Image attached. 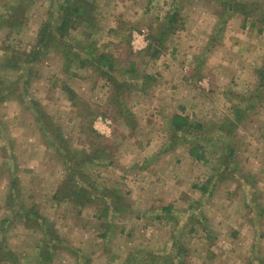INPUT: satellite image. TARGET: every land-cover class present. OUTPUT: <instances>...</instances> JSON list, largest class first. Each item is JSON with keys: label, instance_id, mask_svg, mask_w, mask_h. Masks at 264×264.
Returning <instances> with one entry per match:
<instances>
[{"label": "rangeland", "instance_id": "rangeland-1", "mask_svg": "<svg viewBox=\"0 0 264 264\" xmlns=\"http://www.w3.org/2000/svg\"><path fill=\"white\" fill-rule=\"evenodd\" d=\"M227 1L253 0H0V239L14 254L0 264H264V0L248 19ZM75 8L62 40L34 48ZM167 12L176 30L150 59ZM88 50L114 57L116 82L80 63ZM176 114L201 128L173 133ZM56 134L96 156L78 180L93 201L54 197ZM115 191L128 210L102 215Z\"/></svg>", "mask_w": 264, "mask_h": 264}, {"label": "trees", "instance_id": "trees-1", "mask_svg": "<svg viewBox=\"0 0 264 264\" xmlns=\"http://www.w3.org/2000/svg\"><path fill=\"white\" fill-rule=\"evenodd\" d=\"M258 1L253 0L251 3H248L246 1H243V2L227 1L226 6H230L231 8H236V6H237L238 9L240 8L239 10L241 11L242 15L245 16L246 19H248L250 14H251V16H254V14L256 15V12H257L256 8L258 7V5L259 6L262 5ZM262 7H263V5H262ZM14 9H17V8H14ZM68 9L69 8H63L64 11H66ZM74 10H75L76 15L74 16L73 20L64 16V18L61 21V24L55 25L56 26L55 28L52 27V23H50V22L44 23L38 32V35L36 37L37 40L34 43V44H36L34 46V48L35 47L39 48L41 46H43V47L47 46L48 47L49 44L53 45L54 41L62 40L64 38L62 33H64L66 26L69 25L70 22H71V25L75 26V23H78L79 20L81 19V16H82V13H80L81 10L79 8H75ZM15 14H17V13H15ZM174 14H177V13H174ZM258 16H260V18H261L260 23L264 26V13L260 14ZM11 17H12V20H11V22L8 23L9 27H13V28L20 27L21 23H22L20 16H12L11 15ZM82 20H88L89 22H92L91 18H88V19L84 18ZM165 20H166L165 25L161 26L162 33L160 34L159 41H158V39L156 40V39L152 38V43H150V47L147 49V53H149V51L152 50V52L149 54L150 59H154L158 56V54H160L162 47H164V44H163L164 40L167 39L171 35V32L176 30L175 16L172 15V13L167 12ZM70 41H71V39H70ZM70 41L68 40L67 44H69ZM91 45H93V43ZM69 47H70V45H69ZM41 49L42 48H40L38 50H41ZM88 52H87V54L89 57L86 58L85 60L81 61L80 63H82L83 65L86 63V64H95L96 66H99V71H100L102 76L108 77L107 79L110 80V83L116 82V77L113 75H109L110 72L112 70H114V66H115L114 60H113L114 57L112 55L104 53V52H97V50H94V52H91L90 50H88ZM37 53L38 52L35 51V49H32L28 53H26V52L22 53L21 51H16L15 55L10 54L7 57L10 60L7 63V66H10L9 67L10 69H12V68L17 69L16 66L18 64H22V63L30 64L32 62V60L35 58V56L37 55ZM22 54H23V56H22ZM261 69H263V70H260L258 72L259 78H260L259 84H260V87H264V64L261 67ZM69 93L72 94V91L70 89H69ZM119 106H122V105H119ZM117 111H118L119 115L127 116L125 119L131 118L130 121L135 123V119H134L135 117L130 111H127V110L123 111V110H120V108L117 109ZM170 126H172L174 128V129L171 128L174 131L173 133L178 132V130H183V129H187V128H189V130H193V128H195V129L201 128V125H199V124H192L189 117L182 116L179 114L174 115V117L172 118ZM223 127H225V128H223ZM222 128L224 131L226 130V126L222 125L221 129ZM56 136H57L56 138H58L60 141H61V139H63L61 134H56ZM91 136L92 137L94 136L96 139H99L98 138L99 136L93 130H92ZM61 142H62V145L58 148H59V150H62L61 154L64 155V156H62V158H64V164L66 166V169H65V174H64L65 176L63 177V181L61 183V187L54 197L61 199V200H64V201L71 200V201L75 202L77 205L82 204V201H86V202L93 201L94 198H93L92 192H93V189L96 190V188L94 187L95 185L92 186V184L91 185L89 184L88 187H85V186L81 185L78 182V180H79V177H83L82 176L83 175L82 168H84V165H86L88 163V161H95L97 159L96 156L91 157V156H86L84 154L82 156V155H79V153H75L76 151L73 152V150L71 153L70 148H69L70 150L66 149V147L64 145V143H65L64 139ZM93 144H94V142H93ZM113 146L114 145L111 142H107V141L104 142V141L98 140V148H97L98 157L100 158L101 152H103V153H106L105 155H107L108 158H111L113 156V154L115 153ZM110 148H111V150L109 153L108 150ZM191 153H193L192 150H191ZM105 155H104V157H105ZM230 173H232V172H230ZM115 193H112L114 198L111 200V203L109 205H107L108 208L105 207V210L101 212L102 215H106L108 212H110V210L112 211L113 214L116 212L118 213L119 211H122V210H120V207L117 206L118 205L117 203H119L120 201L121 202L119 204H121V206L125 210H128L127 209L128 206H126V204L123 202V199H125L123 194L118 192V191H115ZM100 196L105 198V196L103 194ZM29 211H30V209H29ZM24 213H25V211H24ZM25 215H26V213L23 215V217H26ZM37 219H36V222H37ZM43 219L48 225H50L51 228L53 227V229H54L53 222H50L47 218H43ZM28 220L29 221L31 220L29 216H28ZM44 237H47L46 234L44 235ZM4 243H5V237L3 236L0 239V260H8L9 258L14 256V254L4 245ZM46 259H48V257H46Z\"/></svg>", "mask_w": 264, "mask_h": 264}, {"label": "crops", "instance_id": "crops-1", "mask_svg": "<svg viewBox=\"0 0 264 264\" xmlns=\"http://www.w3.org/2000/svg\"><path fill=\"white\" fill-rule=\"evenodd\" d=\"M1 175V174H0ZM13 177H11V179H12ZM14 182V181H13ZM10 189V188H9Z\"/></svg>", "mask_w": 264, "mask_h": 264}]
</instances>
